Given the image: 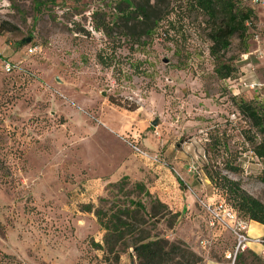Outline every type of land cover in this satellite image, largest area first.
Wrapping results in <instances>:
<instances>
[{
  "label": "rangeland",
  "instance_id": "rangeland-1",
  "mask_svg": "<svg viewBox=\"0 0 264 264\" xmlns=\"http://www.w3.org/2000/svg\"><path fill=\"white\" fill-rule=\"evenodd\" d=\"M258 4L246 41L231 39L222 58L236 70L224 80L214 71L206 17L189 0H150L152 22L159 19L140 39L126 35L131 22L119 12L132 10L126 0H0V251L20 264H114L94 247L102 241L94 217L80 210L101 198L119 203L122 193L143 200L138 182L128 180L121 193L116 183L95 182L134 163L152 182L172 172L184 180L182 192L193 191V212L153 210L150 235L181 236L203 263L234 264L233 234L210 227L201 203L230 208L225 176L264 204L262 161L246 139L254 130L236 109L240 99L264 106V86H237L253 77L264 84V2ZM4 63L13 69L5 72ZM171 191L174 201L185 200ZM118 250L120 264H135L130 248ZM249 252L246 264H264Z\"/></svg>",
  "mask_w": 264,
  "mask_h": 264
},
{
  "label": "trees",
  "instance_id": "trees-1",
  "mask_svg": "<svg viewBox=\"0 0 264 264\" xmlns=\"http://www.w3.org/2000/svg\"><path fill=\"white\" fill-rule=\"evenodd\" d=\"M191 6L206 17L208 27L207 37L210 42L209 53L215 60V72L221 79L233 78L236 70L233 66L224 63L222 58L231 44V39L237 38L245 42L249 24L257 18L253 8L249 7L246 0H189ZM128 8L132 10H119L126 22H131V27L126 26V35L140 39L151 33L158 19L152 22L150 0L135 4L126 0ZM26 39L22 40L24 43ZM236 109L253 129L247 136L248 143L252 145V153L262 161V171L259 180L264 184V106L255 103L253 99H240ZM245 137V136H244ZM233 169V168H232ZM208 179L217 186V179L207 174ZM126 179H124L125 181ZM178 183L181 181L177 178ZM223 182V191L232 199L229 207L236 215H241L247 221H253L264 226V204L246 193L238 184L225 176L220 178ZM124 182L112 185L118 192L123 191ZM137 191H143L142 184H136ZM98 205L92 203L81 206L82 213L93 214L96 222L104 231L103 243H95L94 247L103 253L106 260L119 262V247L131 248L137 264H202L203 258L191 249L184 241H169L157 236H151L146 229L148 221L140 208V204L131 201L132 206H122L120 202L110 201L107 198L98 200ZM226 202V201H225ZM227 203V202H226ZM131 239V243L126 241ZM250 251V250H245ZM240 252L236 255L234 264H246V258ZM250 255L261 258L250 251ZM263 259V258H261ZM264 260V259H263ZM0 264H20L14 255L0 251Z\"/></svg>",
  "mask_w": 264,
  "mask_h": 264
},
{
  "label": "crops",
  "instance_id": "crops-1",
  "mask_svg": "<svg viewBox=\"0 0 264 264\" xmlns=\"http://www.w3.org/2000/svg\"><path fill=\"white\" fill-rule=\"evenodd\" d=\"M246 2H247V5L249 7L253 8L254 11H256L258 13V16H259L260 15V13H259L260 9L258 8V6H259L258 2H264V0H246ZM258 18H260V16ZM249 81L259 82L255 77L251 78ZM129 135L131 136L132 133L131 134L129 133ZM133 138H135V137H133ZM137 166L133 163V168L131 170H130V168L128 169L129 172H122L121 174L117 175L116 178H114V179H109L106 181L105 180L102 181V179H99V180H95V182H98V186H100V187H104V186L111 184V183H117L119 181H120V183H121V181H123L124 183L127 184L128 180H131L133 182H138L137 184L142 183V185L144 186V190L139 191V193H141L140 196L143 197V200H135V202L136 203L139 202L138 204L141 205L140 208L144 212L145 218L147 219V221L149 219H151V217L153 215V210H155L156 208L160 209L163 213H169L170 212L171 215H176L177 213L182 212L184 209L190 210L191 212H193V207H194V210L196 209L195 205L193 203V201H194L193 191L190 190L188 192H186V191L182 192L179 188L180 184L178 183L177 178H179L181 183L184 182V180H182V178H180L179 176H176L172 172H168V173L163 172L162 174L158 173L157 176H153V182H152L149 180L150 179L149 177H148L149 179L146 178V176H145L146 172H142L141 168H138ZM124 179H126V180L124 181ZM202 186H205L204 181L202 183ZM172 187L173 188L176 187L179 194H180L179 197H181V194H183V196L185 197V200L182 199L183 201H174L173 199H175V197L173 196L172 191H171ZM134 189L137 190L136 185H135ZM123 191H125V190H123ZM166 193L168 195H165ZM122 195H124V196L119 201L120 205L135 207V204H132V205L129 204L131 201L134 202V200H132V198L128 197V193H125V194L122 193ZM153 195H157V196L152 197ZM163 196H164V198H162ZM144 200H146V201L149 200L150 204L153 206L152 210H148L147 204L145 202H143ZM84 214L93 216V214H89V213H84ZM247 222H248L247 234L250 238L264 236V226L263 225L256 223V222H253V221H247ZM148 225H149V222H148ZM179 225L180 224L178 223V225L175 226L176 230L178 229ZM94 226H97L100 228V226L98 225L96 220L94 222ZM205 229L207 230L208 233H210V231L208 230L207 227H205ZM212 235H214L213 232H212ZM103 236H104V231L102 230V241H99L97 243L102 245ZM176 237H177V239H180V240L184 241L185 243L189 244L191 249L196 251L195 247L193 246V244L188 239L182 238L181 236H178V235ZM126 242L129 243L128 240ZM247 250H250V251H252L258 255L259 251H260V246L253 244V243H249ZM132 258L134 259V262L136 264L135 256L133 253H132ZM121 260H123V257H120V255H119V262L114 263V264H120ZM203 264H225V262H223V261L219 262L216 260H209V259L207 260L206 259V260H204Z\"/></svg>",
  "mask_w": 264,
  "mask_h": 264
},
{
  "label": "built area",
  "instance_id": "built-area-1",
  "mask_svg": "<svg viewBox=\"0 0 264 264\" xmlns=\"http://www.w3.org/2000/svg\"><path fill=\"white\" fill-rule=\"evenodd\" d=\"M32 51V50H31ZM5 72H9L13 69L9 63L3 64ZM237 86L244 90L257 91L260 90L264 84L256 81H247L239 79ZM132 151L140 156L142 159L150 160L152 162H158L156 155H149L144 150L140 149L133 142H127ZM202 209L205 211L209 218L210 227H219L220 229L230 231L235 239V245L233 250V259L240 252L247 250L248 244L253 243L260 246L259 256L264 259V236L250 238L247 234L248 222L245 219L238 218L234 211L227 208L224 203L218 204H206L201 203Z\"/></svg>",
  "mask_w": 264,
  "mask_h": 264
},
{
  "label": "water",
  "instance_id": "water-1",
  "mask_svg": "<svg viewBox=\"0 0 264 264\" xmlns=\"http://www.w3.org/2000/svg\"><path fill=\"white\" fill-rule=\"evenodd\" d=\"M28 41V40H27ZM152 126L156 125V120L151 123Z\"/></svg>",
  "mask_w": 264,
  "mask_h": 264
}]
</instances>
